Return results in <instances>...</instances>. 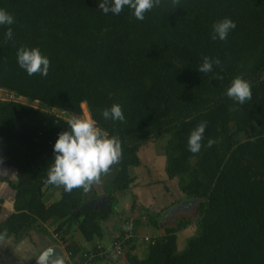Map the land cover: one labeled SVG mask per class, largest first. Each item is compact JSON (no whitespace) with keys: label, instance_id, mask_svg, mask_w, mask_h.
<instances>
[{"label":"trees","instance_id":"trees-1","mask_svg":"<svg viewBox=\"0 0 264 264\" xmlns=\"http://www.w3.org/2000/svg\"><path fill=\"white\" fill-rule=\"evenodd\" d=\"M100 2L0 0L14 17L0 26V89L27 100L0 99V163L16 169L14 178L0 175L13 192L5 217L0 196V233L6 229L5 239L20 240L48 233L45 224L52 223L75 264L102 261L118 241L129 264H264V0H178L174 8L172 0H161L143 20L128 7L105 14ZM223 18L236 27L226 40H213V24ZM9 27L13 37L6 40ZM21 46L49 58L46 77L19 66ZM204 56L220 65L199 72ZM237 76L251 84L252 97L242 105L226 95ZM84 104L97 126L121 141L119 163L99 182L103 194L96 184L69 193L46 182L55 141L70 116L84 115ZM113 104L121 106L124 122L103 118ZM204 121L201 149L192 153L188 137ZM160 139H167V175L178 179L183 196L160 210L142 205L109 248L75 241L77 232L88 244L106 237L119 195L136 197L132 169L142 163L140 148ZM185 200L199 201L198 218L165 226L163 213ZM143 224L155 234L141 233ZM192 225L198 231L179 250L178 233ZM143 243L140 257L135 249Z\"/></svg>","mask_w":264,"mask_h":264},{"label":"clouds","instance_id":"clouds-1","mask_svg":"<svg viewBox=\"0 0 264 264\" xmlns=\"http://www.w3.org/2000/svg\"><path fill=\"white\" fill-rule=\"evenodd\" d=\"M173 7L178 6V0H172ZM161 5V0H101L98 4L103 13L109 12L119 15L125 7L132 10L137 20H143L145 13L154 7ZM171 8V9H172ZM14 23L12 14L0 9V26ZM236 27L230 18H223L213 24L212 39L224 41L228 33ZM6 40L13 37L9 27L5 33ZM17 62L29 76L40 74L46 77L49 72L50 60L42 55L39 48H26L21 46L17 52ZM213 63L220 65L217 58L214 61L204 56L198 71L209 73L213 69ZM222 79L217 74L215 77ZM226 95L236 103L242 105L252 97L251 84L240 76L235 77L226 90ZM231 110H235L234 108ZM105 120L124 122L125 116L119 104H113L111 108L102 110ZM68 130L59 133L54 144V163L48 167L47 183L62 186L66 192L74 189H83L87 192L91 187L99 183L102 175H106L112 166L119 163L122 156L121 141L117 136H109L108 132L97 126V121L89 117L73 116L68 119ZM207 122H201L188 137V150L198 153L201 149ZM255 142L256 137H253ZM215 141L208 140L211 147ZM7 230L0 233V241H4ZM61 264V262H58Z\"/></svg>","mask_w":264,"mask_h":264},{"label":"rangeland","instance_id":"rangeland-1","mask_svg":"<svg viewBox=\"0 0 264 264\" xmlns=\"http://www.w3.org/2000/svg\"><path fill=\"white\" fill-rule=\"evenodd\" d=\"M0 99H14L22 102H27V100L23 97H16L14 94L0 89ZM84 107V115L81 117H90L89 112L87 110L86 105ZM55 112L64 116V112L60 110H55ZM69 117V115H67ZM66 116V117H67ZM70 116L69 118H71ZM167 139L160 140H151L147 144L143 145L139 150V155L141 157V165L138 167H134L132 169L133 175L137 177L136 186L132 190L136 197L129 196L123 198L126 195H119L123 198V202L121 200L120 203L117 204V213L114 217L107 222V226H109V236L114 238L118 233V228L122 225V222L126 220V218L131 214L134 218H137L142 214V205L148 206L150 209L160 210L161 208L166 207L174 200L173 196H181L182 193L177 189H179L178 179H170L166 172V155L164 154V145L166 144ZM113 169L111 168V173ZM110 172V171H109ZM7 173L5 167L0 166V175H5ZM110 173L107 174L109 176ZM106 176V177H107ZM96 188L99 193L103 194V184L96 183ZM0 196L5 199H12V190L9 189L8 184L4 182H0ZM10 192V193H9ZM59 190L55 191L54 196H59ZM183 196V195H182ZM135 199L137 201V206L134 212L131 210L132 200ZM198 200L192 206L181 209L175 212L172 215H168L164 218L165 226H173L176 224V221L179 218H187L193 219L194 221L198 218V214L196 211ZM180 203V202H179ZM177 203V204H179ZM51 233L54 236V228L50 227ZM197 226L192 225L188 228L181 230L178 233V247L179 250H182L186 245V240L189 236L194 235L197 232ZM34 240L30 239V236L22 237L21 240L15 238L14 236L10 238H6L4 241H0V264H32L31 261L35 255H29L30 250L32 248L41 247L42 252L45 250L46 245L45 237L37 231H34ZM147 234L150 236L151 234H155V231L151 228H148L143 224L141 227V233ZM158 233H163V230H159ZM44 237V241L42 239ZM55 237V236H54ZM23 241V243H22ZM112 243V242H111ZM111 246V245H110ZM109 246V247H110ZM66 249V248H65ZM146 250V244H141L138 249H135V253L138 256L143 257ZM41 252V251H40ZM39 252V253H40ZM65 256H63L60 261L61 264H64L66 261L67 249ZM31 256V257H30ZM56 262L55 264H58ZM98 264H129L126 259L125 253L108 255L107 258L102 261L97 262Z\"/></svg>","mask_w":264,"mask_h":264},{"label":"crops","instance_id":"crops-1","mask_svg":"<svg viewBox=\"0 0 264 264\" xmlns=\"http://www.w3.org/2000/svg\"><path fill=\"white\" fill-rule=\"evenodd\" d=\"M0 166H3V167H5V169H6V171H7V173L4 175V176H7V177H10V178H14L15 176H16V169L15 168H13V167H7V166H4L3 164H1L0 163ZM10 193V192H9ZM0 194H2L1 192H0ZM127 196H129V194L128 195H126V196H124L123 198H125V197H127ZM123 198H121V200H122V202L124 201L123 200ZM12 200L13 199H11V200H9V199H6V201H5V208H6V210L4 211V217L8 214V212H10V210H11V204H12ZM121 200H120V202H121ZM119 202V203H120ZM50 227H53L54 229H55V226L54 225H52V223H47V224H45V228H47V230H48V233H41V234H46V235H42V236H46L45 237V242H46V245L48 246V247H46L45 248V250L46 249H48L49 247H51V246H58V247H60V249L62 250V252H63V254H64V256H65V253L66 252H64V251H66V249H65V244L63 243V242H61V241H57V239H56V236H55V234H54V236H53V234L50 232L51 231V229H50ZM107 228H109V226H107ZM53 229V230H54ZM108 232H109V229H107V235H106V237L104 238V239H102V240H96V241H94V242H92V243H84L83 241V236H82V234L80 233V232H77L76 234H75V236H74V240L75 241H77L78 243H83L84 244V247H87V248H91L95 243L97 244V243H101V244H103L102 246H104V247H106V248H109V246L111 245V242H112V237H110L109 236V234H108ZM34 231L33 232H31V235H30V239H32L33 237H34ZM118 235V234H117ZM116 235V236H117ZM115 236V237H116ZM25 237V236H24ZM23 239V238H22ZM21 240V239H20ZM33 240H34V238H33ZM44 241V237H43V239H42V242ZM22 243H23V241H22ZM44 250V251H45ZM41 251V252H40ZM43 251V252H44ZM38 252V254L36 255V257H34L33 259H32V261H31V263L32 264H35L36 263V261L38 260V258L41 256V254L43 253L42 252V250H41V247H36V248H32V250H30V254L29 255H35L36 253ZM40 252V253H39ZM30 256V257H31ZM66 261L64 262V264H68V260H69V258H68V256L66 255V258H64ZM97 262H99V261H97ZM95 264H98V263H95Z\"/></svg>","mask_w":264,"mask_h":264},{"label":"water","instance_id":"water-1","mask_svg":"<svg viewBox=\"0 0 264 264\" xmlns=\"http://www.w3.org/2000/svg\"><path fill=\"white\" fill-rule=\"evenodd\" d=\"M197 200H185L169 209H167L163 213L162 219H164L168 215H172L175 212L186 209L196 203ZM64 256L62 250L58 246H51L46 249L41 256L38 258L35 264H55L60 261V259Z\"/></svg>","mask_w":264,"mask_h":264},{"label":"built area","instance_id":"built-area-1","mask_svg":"<svg viewBox=\"0 0 264 264\" xmlns=\"http://www.w3.org/2000/svg\"><path fill=\"white\" fill-rule=\"evenodd\" d=\"M55 236L57 237L58 235L57 234H55ZM111 250V252L113 253V254H120V253H122V246H121V241H118V242H116V244L114 245V246H112V248L110 249ZM68 253V252H67ZM70 254L71 253H68L67 254V256H68V258H69V260H68V262H70V264H75L74 262H73V260H71V258H70ZM101 254L102 255H106L107 254V251H101ZM85 256H88V255H86L85 254ZM92 257H93V255H90V256H88V259H87V262H89L90 260H92ZM81 264H85V262H82Z\"/></svg>","mask_w":264,"mask_h":264}]
</instances>
